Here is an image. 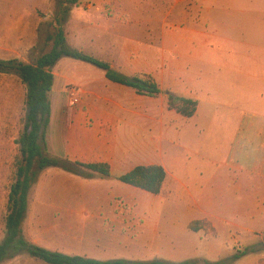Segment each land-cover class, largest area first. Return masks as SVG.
Masks as SVG:
<instances>
[{
	"label": "crops",
	"instance_id": "0c3cea01",
	"mask_svg": "<svg viewBox=\"0 0 264 264\" xmlns=\"http://www.w3.org/2000/svg\"><path fill=\"white\" fill-rule=\"evenodd\" d=\"M109 1L100 0L102 6L95 7L86 4L85 13L73 14L75 50L109 63L127 77L151 75L162 93L138 95L109 81L103 70L75 59L73 86L79 89V101L71 106L69 99L51 100L48 153L109 165V177L71 174L73 182L116 187L118 192L106 193L107 201H129L140 194V189L121 183L120 176L137 166L160 165L166 178L157 196L173 203L191 198L194 203L183 208L194 213L185 226L207 220L218 234L256 232L257 221H264V95L254 93L264 91V68L258 66L264 54L238 52L230 39L211 35L200 23L186 25L189 11L184 7H166L157 18V3ZM177 1V6L183 3ZM238 42L235 47H255ZM168 92L197 100L196 114L185 118L170 109ZM213 104L238 107L240 114L202 117V109ZM225 124H234L227 149L218 146L210 155L201 154L206 133ZM47 169L43 173L58 170ZM251 264H259V258Z\"/></svg>",
	"mask_w": 264,
	"mask_h": 264
},
{
	"label": "rangeland",
	"instance_id": "374dc122",
	"mask_svg": "<svg viewBox=\"0 0 264 264\" xmlns=\"http://www.w3.org/2000/svg\"><path fill=\"white\" fill-rule=\"evenodd\" d=\"M140 1L146 5L157 3V18H162L166 7L176 6V10L184 7L185 11H189L186 25L200 23L211 35L215 33L230 39L238 52L264 54V0H208L207 3L181 0L183 3L180 6H177L181 3L177 0ZM112 2L106 0L105 4ZM86 4L102 6L100 0H77L73 6L61 5L60 0H0V59L34 63L50 50L48 37L54 35L59 26L64 30L66 46L75 50L73 14L76 11L85 13ZM66 8H69V13L59 25L57 20L61 19L62 10ZM238 41L251 42L255 47H235ZM74 60L63 57L52 69L55 83L51 100L67 101V92L73 87ZM259 61L261 65L258 66L264 68V55ZM260 92L255 91V96L264 95V91ZM213 98L211 91L209 99ZM235 108L238 107L213 104L203 108L201 116L234 118L240 114V109ZM25 114L26 87L16 74L0 73V243L5 237L6 204L10 187L15 181L14 164L19 155L17 140L24 130ZM233 125H216V132L206 133L199 149L201 154L210 155V150L218 146L225 151L232 137ZM50 171H41L31 189L23 223L24 236L38 246L101 261L165 260L195 264L207 261L251 264L256 258H259V264L264 261V221L261 219L257 221L256 232L253 233L218 234L207 220H197L202 221L203 229L195 232L189 224L196 220L185 226L194 213L183 210L184 207L194 206L191 198L173 203L163 196L139 190L140 194L132 196L129 201H107L106 193L118 192L116 187L101 182L77 183L73 182L71 174L61 169ZM245 250L248 251L246 256L235 259L239 251ZM3 264L45 263L21 253Z\"/></svg>",
	"mask_w": 264,
	"mask_h": 264
},
{
	"label": "trees",
	"instance_id": "16d2710c",
	"mask_svg": "<svg viewBox=\"0 0 264 264\" xmlns=\"http://www.w3.org/2000/svg\"><path fill=\"white\" fill-rule=\"evenodd\" d=\"M76 3L77 0H60L61 5L70 4L73 6ZM68 13L69 8L62 10V17L57 20L59 25L66 20ZM48 41L51 43L50 50L39 56L32 64L16 59H0V73L16 74L26 87L24 130L17 140L19 155L15 159L16 176L10 187L6 204L5 237L0 243V264L21 253H27L45 264H195L190 261L172 263L165 260L101 261L86 256L49 250L30 242L24 236L23 223L28 211L29 193L38 181L41 171L47 168H58L85 179H93L96 175L110 176V167L107 164H85L71 161L67 158L51 156L47 151L46 133L52 111L51 92L54 84L52 69L57 62L63 57H69L92 64L103 70L109 81L132 88L138 95L157 97L162 93L159 84L151 75L138 74L127 77L114 70L107 62L77 50H70L66 46V37L61 26L58 27L54 35L48 37ZM167 99L169 108L185 118H191L197 112L198 101L195 99L177 96L170 92L167 93ZM165 178L166 171L162 166L141 165L118 179L124 184L158 195ZM201 222H191L189 228L198 232L203 229ZM247 254V250L239 251L235 259H240ZM220 262L207 261L205 264H220Z\"/></svg>",
	"mask_w": 264,
	"mask_h": 264
},
{
	"label": "built area",
	"instance_id": "2783aa9c",
	"mask_svg": "<svg viewBox=\"0 0 264 264\" xmlns=\"http://www.w3.org/2000/svg\"><path fill=\"white\" fill-rule=\"evenodd\" d=\"M67 94L71 106L75 105L79 101V89L77 87L73 86L69 88Z\"/></svg>",
	"mask_w": 264,
	"mask_h": 264
},
{
	"label": "water",
	"instance_id": "95a60500",
	"mask_svg": "<svg viewBox=\"0 0 264 264\" xmlns=\"http://www.w3.org/2000/svg\"><path fill=\"white\" fill-rule=\"evenodd\" d=\"M40 119V118H39Z\"/></svg>",
	"mask_w": 264,
	"mask_h": 264
}]
</instances>
